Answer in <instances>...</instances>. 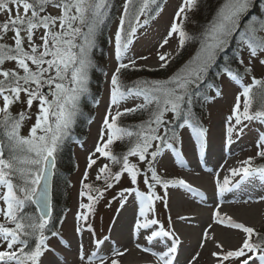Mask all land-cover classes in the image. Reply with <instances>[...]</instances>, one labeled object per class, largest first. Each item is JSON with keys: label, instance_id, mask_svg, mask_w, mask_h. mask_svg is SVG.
<instances>
[{"label": "snow or ice", "instance_id": "1", "mask_svg": "<svg viewBox=\"0 0 264 264\" xmlns=\"http://www.w3.org/2000/svg\"><path fill=\"white\" fill-rule=\"evenodd\" d=\"M199 7L200 0H182L159 45L164 48L176 34L175 55L158 51L159 68H168L189 43L197 45L194 55L165 80L138 81L126 86L121 80L123 72L136 68V60L126 54L138 29L154 19L150 14L158 15L162 6L158 0H125L123 4L114 33L117 64L109 81V103L80 181L74 229L75 235L81 237L79 264H121L120 258L127 249L110 245V254H102V246L109 237L97 238L90 218L105 192L119 184L125 174L135 187L123 188L117 194L120 207H124L129 196L138 203L131 234L137 239L142 237L149 245L137 242L135 247L151 254L155 264H174L181 240L171 227L170 216L168 227L156 218L157 202L167 209L168 190L177 187L201 199L203 196L184 180H170L159 174L158 158L166 149L170 150L176 156V163L184 167L182 153L176 145L180 143L178 129L185 128L190 130L203 156L208 129L194 108L197 103L203 106L222 95L220 86H205L222 57L225 67L216 73L217 78L226 77L239 89L224 121L225 146L230 147L234 140L255 131L256 151L254 156L240 160L238 166L229 167L222 179L216 173V190L223 197L226 192L257 180L264 186V163H256L258 159L264 161V78L253 75L254 63L264 66V9L253 14L256 0H218L200 32L191 34L185 30L184 22ZM110 8V0H0V14L5 16L0 21V264H45L42 258L47 253H53L51 264H59L61 258L49 246L50 238L58 237L59 243L68 247L52 223L53 175L58 154L80 114L81 98L88 93L89 73L95 67L93 49ZM141 17L146 18L141 21ZM233 42L238 53H247V63L239 55L228 57ZM234 61L242 69L233 68ZM246 77H251V83L244 82ZM210 92L214 95H209ZM130 98L142 102L122 108ZM16 106L20 110L14 113ZM169 113L171 119L167 118ZM135 114H147V119L130 127L119 124L121 117ZM33 115L35 121L28 135H22L25 122ZM126 139L127 151L114 154L111 146ZM101 159L104 162L98 164ZM94 166L92 178L89 170ZM140 177L146 191L138 186ZM158 187L163 190L162 195ZM261 200L264 201V196ZM232 202L248 204L250 201ZM212 219L216 225L243 234L236 248L226 250L222 243L213 241L216 249L211 252L213 264H264V233L235 222L219 208ZM85 232L91 234L94 246L88 252L82 239ZM210 239V233L204 231L199 247L204 249ZM154 242L163 247L154 251ZM199 256L197 252L189 264H195Z\"/></svg>", "mask_w": 264, "mask_h": 264}, {"label": "rangeland", "instance_id": "2", "mask_svg": "<svg viewBox=\"0 0 264 264\" xmlns=\"http://www.w3.org/2000/svg\"><path fill=\"white\" fill-rule=\"evenodd\" d=\"M208 1L205 0L204 3H200V7L205 5V8L208 5ZM212 1V0H211ZM158 3L162 6V11L157 15L155 12H152L150 15L155 16L154 19H149V23L143 28L138 29L137 36L130 46L128 53L126 54L128 58L136 60V68L125 70L121 76L122 83L126 86H131V83L136 81H142L141 77L146 72H157L159 74H164L169 77L173 72L180 68L187 60L194 55L195 48L197 47L194 43H189L185 48L180 52L179 56H175L168 68L160 69L159 60L157 52H170L175 55L178 37L176 34L169 39L167 45L164 48H159V45L162 43L163 39L167 35L170 26L175 17V13L178 10L182 0H158ZM123 0H112L111 8L108 12V17L111 22L106 31L105 42L103 44L104 56L103 61L99 64L100 76L98 80H95V85H91L92 78L90 79L88 93L84 96H89L96 94L95 100L91 103L89 108H87V127L85 131V136L82 138L81 142H78L77 145H71L70 147V165L61 164L60 166L56 165L55 176L56 174L59 177H64L65 182L60 179L59 187L62 191L60 192V198L58 207L62 209V214L55 220L54 227L61 233V237L67 243L68 247H64L59 243L58 237H52L49 240V246L54 249L55 253H58L60 256L59 264H79L78 262V242L81 240V237L75 235L74 229L76 225L75 215L79 208V191H80V181L83 177L87 165V157L89 154L94 151L95 145L97 143L99 129L102 125L103 117L106 114L108 103H109V81L112 72L116 67L115 53H114V33L117 30L119 19L123 10ZM264 9V2L262 0H256V8L253 11H259ZM189 18L186 21L187 30L189 33L198 34L201 30V27L204 25L199 15L196 16L195 11L188 14ZM146 17H141L143 21ZM5 19L3 14H0V21ZM200 29V30H199ZM234 55L242 56L247 63V53H238L235 45ZM140 57H148L147 60H142ZM93 60H95L93 58ZM125 63L128 62L126 58ZM220 60H218L217 65L210 72L214 77L218 71L216 69L220 65ZM225 66V65H224ZM233 68L241 67L238 65V62L235 64L232 63ZM151 69V70H150ZM90 75V73H89ZM253 75L257 79L264 78V66H261L258 62L254 63ZM165 76V77H166ZM210 77V75H209ZM251 83V77H246L245 81ZM217 84H220L222 89V95L217 97L214 101H211L201 109V116L205 119L203 120V126L208 129L207 134V146L204 150L207 153L205 156L208 158V163L205 162L204 165H198L197 163H202L201 154L196 147V141L192 138L191 132L189 129H178L180 133V143L176 145L178 150L182 153L184 160V167L179 166L176 163V156L170 150H165L164 153L158 158L159 163L157 164L158 173L161 174L166 179H182L188 185L192 184L191 181L185 177L187 173L198 174L201 177L206 174H210V189L199 190L198 192L202 194L203 199L206 197L209 199L208 205L206 208L207 214L209 215V220L205 223V227L217 226L213 223V214L217 208L220 212L223 213V207L228 205L231 212H238L240 207H247L251 203L257 205L256 214H260L261 218L255 223H249L241 221L237 218L232 219L235 222L244 223L246 226H252L257 231L264 232V201L261 200V197L264 196V186L260 184L257 180L254 184L246 185L240 189H232L224 194L223 197H220L217 193L215 186V174L219 173L220 178L222 179L227 175V169L229 167L238 166L240 160L246 159L249 156L255 155L254 141L256 139L255 131L248 132L247 135L243 136L239 140H234V143L230 147H226L224 143V121L227 115L230 113L232 104L234 103L235 95L238 92V87L234 83L230 82L226 77L217 78ZM209 95H214V93H209ZM142 102L141 100L130 98L126 104L122 105L123 107H134L136 103ZM19 106L13 108V112L19 111ZM36 109H33L35 112ZM129 115L121 117L119 124L121 126L124 123L127 124L126 127L134 126L140 124V120H146L147 114L140 115ZM142 117V118H141ZM168 119H171V113L168 114ZM202 120V119H201ZM35 116L33 115L31 120L25 122L24 127L21 130L22 135H28V130L30 126L34 123ZM125 127V126H124ZM129 146V141L126 139L124 141H116L111 147L114 154H120L127 151ZM215 150V151H214ZM209 151V152H208ZM223 151V152H222ZM211 153V154H210ZM200 156V157H199ZM133 160L135 158H132ZM227 161V163H225ZM104 161L101 159L98 161V164H102ZM257 164L264 163V161L257 160ZM95 167L90 171V177L94 178L95 176ZM115 170V169H114ZM62 184V186H61ZM99 184V182H97ZM138 186L140 190L146 191V186L143 184V177L139 178ZM191 186V185H190ZM135 187L130 184V181L125 177L122 178L121 182L117 184L113 189L105 192L104 199L96 206L95 215L90 218V223L96 232V237L103 239L105 236L109 237V240L104 246H102L104 255H109V246L114 245L121 250L127 249L125 255L120 258L121 264L127 263L128 250L133 249L137 251V256L135 264H155V258L149 254L139 251L135 244L137 242L147 245L146 241L143 238L137 239L131 234V226L134 222V217L138 211V203L133 201V197L129 196L127 203L123 208L120 207V201L118 198V193L123 188ZM193 187V186H192ZM194 189V188H192ZM158 193L163 194V190L159 187L157 188ZM168 197V208L165 209L160 202H157L158 214L156 216L162 223L165 224V227H168V217H171V227L175 230L176 234L180 237L181 245L178 249V252L184 251L185 260L182 263L179 261H174V264H189L192 258L197 252L200 253L199 258L196 259L195 264H210L213 262L211 257V252L216 250L214 248L213 241H219L213 238L208 246L204 249L199 247L197 241H193L191 237L186 239L182 237L181 231L178 230L177 224H185L187 228L192 227L195 224L192 221L191 216L192 210L198 205L201 199L200 196L194 195L193 192L188 191L184 188H170ZM116 197V199H114ZM181 201V208H177L175 205L176 201ZM249 200L248 204L243 203H234L232 201H242ZM109 201L111 205L109 206ZM255 201V202H253ZM85 202H87L85 200ZM229 216V215H228ZM183 217L184 219H181ZM194 222V223H193ZM123 225V226H122ZM116 228H119L116 230ZM191 229V228H190ZM189 229V230H190ZM226 230H230L226 228ZM187 231L186 234H190V231ZM198 230H200L198 228ZM238 234V242L233 245L226 246L225 249L236 248L240 244L242 233L239 230L234 229ZM83 242L85 245V251L94 250V246L91 243V234L85 232L83 237ZM222 243L221 241H219ZM194 243V245H193ZM223 244V243H222ZM154 251H159L163 246L155 244L152 246ZM45 264H51L54 260L53 253H47L45 257L42 258Z\"/></svg>", "mask_w": 264, "mask_h": 264}, {"label": "trees", "instance_id": "3", "mask_svg": "<svg viewBox=\"0 0 264 264\" xmlns=\"http://www.w3.org/2000/svg\"><path fill=\"white\" fill-rule=\"evenodd\" d=\"M125 2V0H123ZM205 0H200V3H204ZM218 3V0H210L208 1V5L205 8V5H203L202 7H199L197 10H195L196 16L199 15L198 18H200L202 20V23L205 24L206 21L208 19H210L211 17V13L212 11L215 9L216 5ZM110 4L112 5V0H110ZM253 14H256V11H253ZM112 20V19H111ZM110 18L107 17L105 24L102 26L100 33L97 36L96 39V47L93 49V58L95 60L94 64L95 67L93 69H91L90 71V79L92 78L93 80L91 81V85H95V80H98L99 76H100V67L99 64H101V62L103 61V56H104V49H103V44L105 42V36H106V31L110 25L111 22ZM184 28L186 31L189 32V30H187V26H186V21L184 22ZM200 30V29H199ZM200 32V31H199ZM191 34H195V33H191ZM235 52V42H233L231 48L228 50V57L231 58L234 55ZM220 65L218 68L222 69L223 67H225V60L222 57L220 59ZM234 64L236 63L235 61L233 62ZM220 69H216V70H220ZM210 77L206 80V84H212V82L214 81V76L210 73L209 74ZM164 75V74H159L157 72H146L144 73L141 77H145L142 78V81H153V80H165L168 77ZM138 82V81H136ZM90 84V83H89ZM134 83H131V86H133ZM96 94H92L89 96H83L81 98V102H80V114H78L77 118H76V122L73 126V128L71 129V133L70 136L65 140L64 145L61 149V151L58 154L57 157V163L58 165L61 164H65L67 166L70 165L71 162V158H70V147L71 145L76 144L77 142L81 141L82 138L85 135V131H86V127H87V108H89V106L91 105V103L95 100ZM203 106H201L200 103H197L194 111L197 112V114L199 116H201L202 109ZM136 115V114H135ZM128 118H130V115L128 116ZM142 118V117H141ZM142 122V120H140V123ZM126 127L127 124L124 123L123 127ZM62 178V180L65 182L64 177H59L57 174L54 177L53 180V197H52V205H53V225L55 224V220L59 217V215H61L62 209L60 207H58V203H59V199L60 198V192L62 191L61 188L59 187V183L61 182L60 179ZM62 186V184H61ZM33 207V206H32ZM34 208V207H33ZM261 233H264L263 231H258Z\"/></svg>", "mask_w": 264, "mask_h": 264}, {"label": "bare ground", "instance_id": "4", "mask_svg": "<svg viewBox=\"0 0 264 264\" xmlns=\"http://www.w3.org/2000/svg\"><path fill=\"white\" fill-rule=\"evenodd\" d=\"M209 175L210 174H206L205 176L201 177L198 174L187 173L185 177H187L191 181V183L193 182L190 185L194 187V190L199 191L203 189V190L208 191L210 189L209 186H210V180H211ZM209 202H210L209 199L205 197L192 210V213H191L192 215L189 216L191 217L192 221L195 222V224H193L192 227L187 228L185 224H179V223L177 224V228L179 231H181L182 237H184L185 239L187 237H191L193 241L195 242L197 241V243H199L202 238V233L204 231H208L212 239L206 242L205 247L209 245V243L211 242V240H213V238L221 241L223 245H226V246L233 245L236 242H238V234L234 229L226 230L223 225L212 226V227L204 229L205 223L209 220V215L207 214L206 208L204 207L208 205ZM180 204H181L180 200H177L175 203L177 208H181ZM256 208H257V205H253L251 203L247 207H240L238 212H231L228 205H225L222 211L224 214L233 216L234 218H237L241 221L255 223L261 218L260 214L258 213L256 214L257 212ZM198 228L200 230H198ZM118 229L119 228H116V230ZM188 230L190 231L189 235L186 234ZM136 256H137V251H134L133 249H129L126 264H135L136 262H138L136 260ZM210 264H213V262H211Z\"/></svg>", "mask_w": 264, "mask_h": 264}, {"label": "water", "instance_id": "5", "mask_svg": "<svg viewBox=\"0 0 264 264\" xmlns=\"http://www.w3.org/2000/svg\"><path fill=\"white\" fill-rule=\"evenodd\" d=\"M52 189V188H51ZM51 194V193H50Z\"/></svg>", "mask_w": 264, "mask_h": 264}]
</instances>
